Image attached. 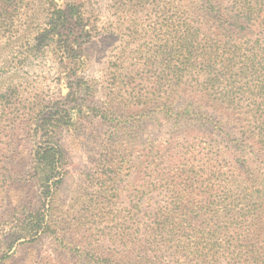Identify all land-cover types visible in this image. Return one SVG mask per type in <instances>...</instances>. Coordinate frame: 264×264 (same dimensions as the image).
Here are the masks:
<instances>
[{
	"label": "trees",
	"instance_id": "obj_1",
	"mask_svg": "<svg viewBox=\"0 0 264 264\" xmlns=\"http://www.w3.org/2000/svg\"><path fill=\"white\" fill-rule=\"evenodd\" d=\"M116 4L121 45L92 76L87 0H0V264L58 239L60 136L89 116L108 130L83 240L32 264H264V0ZM46 50L68 84L54 100L21 73ZM20 176L34 200L12 205Z\"/></svg>",
	"mask_w": 264,
	"mask_h": 264
},
{
	"label": "rangeland",
	"instance_id": "obj_2",
	"mask_svg": "<svg viewBox=\"0 0 264 264\" xmlns=\"http://www.w3.org/2000/svg\"><path fill=\"white\" fill-rule=\"evenodd\" d=\"M127 0H87L91 16L98 15L97 33L90 38L85 46L87 53L92 56L91 66L85 73L99 76L103 62L107 56L120 47L122 33H115L114 20L123 15L117 9L116 2ZM121 8V7H120ZM122 9V8H121ZM123 10V9H122ZM63 66L52 56L49 50L37 53L23 66L21 73L26 79V84L37 95L47 99H57L59 88L67 86L62 83ZM63 92L67 89L62 87ZM98 97V96H97ZM96 97V98H97ZM97 101V99H94ZM107 126L96 117L85 118L81 125L61 133V143L65 151V170L58 185L54 202L62 231L57 232L56 239L53 234H42L32 242H24L11 248L12 255L7 264H32L35 261H47L59 257L61 244L80 242L83 240L82 227L74 226V218L79 216L82 206H86L94 195V179L99 164L101 145L107 135ZM21 142L29 146V140L18 136ZM23 176L16 177L15 184L9 192L12 205L17 202L34 200L35 185L32 181L25 182ZM125 183V182H124ZM30 199V200H29ZM31 201V203H32ZM30 203H25L29 205ZM12 206H0V223L9 220L7 212Z\"/></svg>",
	"mask_w": 264,
	"mask_h": 264
}]
</instances>
